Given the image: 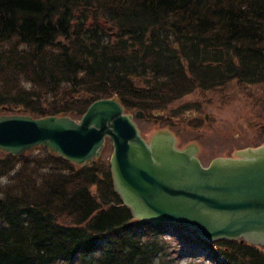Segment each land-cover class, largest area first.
<instances>
[{
    "label": "trees",
    "instance_id": "trees-1",
    "mask_svg": "<svg viewBox=\"0 0 264 264\" xmlns=\"http://www.w3.org/2000/svg\"><path fill=\"white\" fill-rule=\"evenodd\" d=\"M233 81L264 83V0H0V114L78 118L117 95L151 115ZM2 177L0 264L164 263V227L134 219L108 160L3 153ZM216 246L211 264H264Z\"/></svg>",
    "mask_w": 264,
    "mask_h": 264
},
{
    "label": "water",
    "instance_id": "water-1",
    "mask_svg": "<svg viewBox=\"0 0 264 264\" xmlns=\"http://www.w3.org/2000/svg\"><path fill=\"white\" fill-rule=\"evenodd\" d=\"M107 136L114 145L116 190L136 217L186 224L209 240L264 244V145L204 167L193 148L178 150L171 135L160 133L148 142L116 96L93 102L80 121L0 116V149L11 154L46 145L74 163L88 164L101 155Z\"/></svg>",
    "mask_w": 264,
    "mask_h": 264
},
{
    "label": "rangeland",
    "instance_id": "rangeland-1",
    "mask_svg": "<svg viewBox=\"0 0 264 264\" xmlns=\"http://www.w3.org/2000/svg\"><path fill=\"white\" fill-rule=\"evenodd\" d=\"M187 104L191 110H185ZM171 110L177 111L173 119L167 117L168 113L136 119L142 135L150 140L157 132L171 131L180 148L196 143L201 147L198 156L204 165L216 157L264 143V83L245 86L234 81L216 91L195 92L173 104ZM112 149L108 139L102 157L110 159ZM6 181L7 177L0 178V184ZM164 230L160 233L166 243L163 264H211L210 251L184 239L182 232H175V226L167 225Z\"/></svg>",
    "mask_w": 264,
    "mask_h": 264
}]
</instances>
